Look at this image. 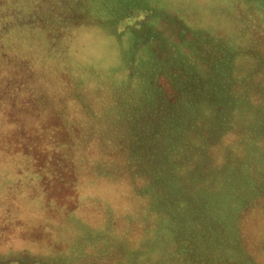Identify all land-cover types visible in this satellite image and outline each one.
<instances>
[{"label":"rangeland","instance_id":"rangeland-1","mask_svg":"<svg viewBox=\"0 0 264 264\" xmlns=\"http://www.w3.org/2000/svg\"><path fill=\"white\" fill-rule=\"evenodd\" d=\"M4 8L0 264H264V213L246 214L250 200L228 231L204 230V244L155 240L170 219H191L172 209L191 193L254 179L233 146L255 148L250 129L264 113V0ZM251 60L257 70L241 80ZM187 66L199 75L180 80ZM156 68L164 92L193 91L181 125L159 115L152 88L144 93Z\"/></svg>","mask_w":264,"mask_h":264},{"label":"trees","instance_id":"trees-1","mask_svg":"<svg viewBox=\"0 0 264 264\" xmlns=\"http://www.w3.org/2000/svg\"><path fill=\"white\" fill-rule=\"evenodd\" d=\"M11 9V8H10ZM6 10V11H4ZM4 10H0V20L2 17L8 14V9L4 8ZM259 10V8H257ZM257 32V31H256ZM259 32V31H258ZM257 34L254 38H257ZM261 34V33H260ZM262 36L259 35L258 38ZM160 68V67H159ZM156 68V71L147 70L145 74L147 76H143L141 79L142 81L147 82L146 88L144 93L148 91V88H152L153 90V99L157 100V103L154 104L155 109H158L159 115L164 118L168 119L167 121L169 124L171 122L181 125L182 121H188L187 116L188 114H184L187 112L188 104L193 101L191 89L188 93L184 95V90L182 88H174L173 85L168 87L167 91L161 90V88L157 85L155 76L159 70ZM181 72H185L184 76L179 77L180 80L186 79L189 77L198 76L199 74L195 71L194 67L187 66L185 70L178 69ZM246 73L241 77V80L247 75L251 74L252 72L257 70L256 64L251 60L246 63L245 65ZM212 77H215L217 73L211 74ZM127 79V77H121V79ZM148 79L153 81V84H149ZM204 80V78L202 79ZM143 92H140L141 95ZM220 93H213L208 94L206 92V99L209 104L218 106L222 102V98ZM182 110L179 114L175 115L179 112L178 107H182ZM264 113H259L256 116H259L257 123L254 125L252 129H250V137H251V144L254 145L255 148L250 147L247 148L245 154H243V150L240 145H235L233 148L237 147L239 150H236L235 156L237 159L242 160V163L247 165L251 169V177L254 178L253 180H243L241 176L237 173V179L228 185V187L220 183L219 189H215V186H207L199 191L196 194L191 193L190 203L180 204L172 209L177 211L184 208L188 213H190L191 219L183 212L182 215L185 214L184 219L180 218V220L170 219L168 222L167 228L165 227L163 233L160 234L159 238L155 239L156 241H160L161 239L163 244H186L187 240L189 239V243L194 240V244H204L202 241L201 233L206 230L209 234H217L218 229L220 228L219 223L227 224L226 228L222 229V231H228L227 227L234 222L237 218L239 212L242 213L244 210L245 205L250 200V206L247 208L246 214H256V213H264V120H262V115ZM175 115V116H174ZM255 116V117H256ZM186 119H185V118ZM173 118H176L174 121H171ZM245 120H240L238 125L241 123H245ZM245 130V127L243 126ZM259 134L255 135V132ZM239 137L241 141H246V138L243 136H237L235 139L236 142L239 141ZM263 144L262 148L260 145ZM257 151V152H256ZM235 167V166H234ZM241 167V166H240ZM262 186H259L261 185ZM255 200L254 202H252ZM219 213V214H218ZM212 218L209 221V218ZM222 218V219H220ZM196 224H194V222ZM227 222V223H225ZM203 223V224H202ZM204 227V228H203ZM235 227L229 229V231L234 230ZM234 234L233 232H231ZM171 240H168L170 239ZM166 240L167 243H166ZM232 240L231 244H235L234 239ZM160 242V244L162 243Z\"/></svg>","mask_w":264,"mask_h":264}]
</instances>
